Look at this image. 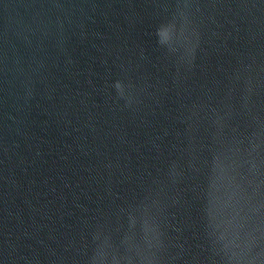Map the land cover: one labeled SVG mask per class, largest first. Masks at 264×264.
Instances as JSON below:
<instances>
[{"label":"water","instance_id":"obj_1","mask_svg":"<svg viewBox=\"0 0 264 264\" xmlns=\"http://www.w3.org/2000/svg\"><path fill=\"white\" fill-rule=\"evenodd\" d=\"M0 264H264V0H0Z\"/></svg>","mask_w":264,"mask_h":264}]
</instances>
